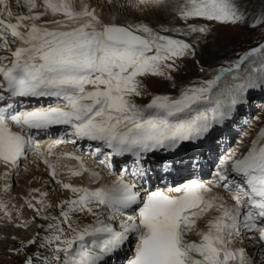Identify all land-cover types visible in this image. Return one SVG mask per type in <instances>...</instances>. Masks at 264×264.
<instances>
[{"label": "snow or ice", "instance_id": "6c2138e0", "mask_svg": "<svg viewBox=\"0 0 264 264\" xmlns=\"http://www.w3.org/2000/svg\"><path fill=\"white\" fill-rule=\"evenodd\" d=\"M16 3L27 6L29 14H16L9 0H0V102H3L0 164L7 169L18 167L26 150L38 149L25 132L54 125L68 126L72 137L99 142L114 155L132 154L140 164L145 154L175 151L184 142L202 139L214 124L221 123L244 102L250 89L264 86L262 44L229 67L220 68L213 79L194 82L196 86L183 89L176 98L154 96L141 107L132 100L142 95L139 77L172 79L168 73L175 70L176 59L194 55L190 44L160 35L143 24H106L86 4L78 10L74 0H42L41 5L36 0H23V3L16 0ZM38 7L43 12H34ZM48 14L63 19L49 21L52 27L37 23ZM178 15L185 21L200 18L237 23L243 19L234 0H185ZM189 31L207 33L208 29L190 25ZM17 41L19 46L13 49L11 45ZM242 65L251 71H242ZM20 97H54L63 105L17 110L15 99ZM261 141L264 130L246 155L239 159L230 155L221 163L223 170L217 175L226 182L225 188L232 185L235 201L232 206L211 194V189L198 180L144 195L137 190L136 183L125 179L95 189L63 183L76 198L63 202L62 220L53 217L56 223L48 225L51 234L43 238L40 247L50 248L51 256L37 254L36 260L39 264H100L105 256L119 251L133 237L134 254L127 264H251L243 249H233L230 245L240 235L241 228L257 231L259 240L264 242V227L258 228L256 223L258 218L264 220ZM60 142L64 141H57ZM100 150L96 148V152ZM52 151L50 147L47 154L51 155ZM49 168L55 178L56 166L49 164ZM167 170L165 167L164 171ZM229 170L241 177L242 182L229 181ZM84 172L93 181L101 178L100 173L87 169L83 162L71 175ZM145 174L143 165L132 172L133 176ZM27 203L33 207L31 201ZM134 205L135 215L122 220L118 230L99 215L92 225L73 227L71 223V215L76 212L96 215L94 206L108 210L111 219L123 216L124 210ZM0 208L11 218L3 202ZM244 208L248 209L246 213H242ZM211 210L219 215L207 222L206 230L199 229L197 221ZM62 224L68 225L70 236ZM190 233L199 237L198 242L187 238ZM35 242L32 239L28 244ZM25 264L34 261L28 258Z\"/></svg>", "mask_w": 264, "mask_h": 264}, {"label": "rangeland", "instance_id": "374dc122", "mask_svg": "<svg viewBox=\"0 0 264 264\" xmlns=\"http://www.w3.org/2000/svg\"><path fill=\"white\" fill-rule=\"evenodd\" d=\"M83 1H88L87 3L92 6V8H95L96 11L100 13V16L101 14H104V4L102 5L100 3L101 1L102 3L107 2L109 10L111 11L112 9H115L116 6L121 7L122 13L118 15V17L123 20L122 24H124V26H135L140 24L147 25L160 35H166L173 39H180L191 45L194 55L189 54L176 59L175 70L168 73L171 75L172 79L169 80L164 77L151 75L139 77L143 85L142 95L132 97V100L141 107L146 106L150 103L151 99L157 95H167L172 98L178 97L183 89L196 86V83L200 81L213 79L217 75L220 68L229 67L234 64L235 61L239 60L245 53L264 44V0H234L239 7V11L243 15V19L237 23H219L217 21H207L200 18L185 21L180 18L178 12L173 15L176 21L172 22V18L168 19L171 16H169L167 10L163 8L164 6L158 7V1L156 0H147L150 3L152 2L153 6L151 10H146L144 7L143 4L145 0H130L127 3H136V8L129 6L127 9L120 6L119 3L121 0H111L112 3L108 2V0ZM115 1L116 3L118 2L117 5L114 3ZM167 1L169 2V0H160L159 3ZM169 4L170 3L165 4V6L168 7ZM181 5H183V2L180 0L177 2L174 9H179ZM154 7L155 9H153ZM40 11L42 10L39 8L34 10V12L39 13ZM105 14L107 15L108 12ZM190 25L196 27H206L208 31L207 33L190 32ZM162 29H172L173 31L165 32L162 31ZM177 29L180 31H175ZM250 71L251 69L247 68V72ZM229 83H232L230 77ZM249 101H251V109L246 110L240 107L238 109V117L240 120L237 123L235 122V124L238 125V128H242L240 131L237 130V132H241L242 135H246H243V139L242 137L235 135L228 136L227 139L230 142V145L236 144L237 139L238 141L239 139L242 140L241 143L238 145L236 144L237 146L234 148L235 152L241 148L244 149H241L240 152H244L245 149L252 146L253 141L258 138L260 133L258 132V129L264 127V99L261 101H255L254 98H251ZM31 162L32 161L29 160L24 163V167H20L21 170L23 168L28 169ZM114 172L115 174H122L117 170ZM19 175V178L15 175L14 180V183L18 186H20L18 182L22 181L25 174L24 172H20ZM23 211L28 213V219L31 225H33L34 231H36L28 234L29 236L26 235L28 237L18 235L16 229H18L17 225L19 224L17 223L15 226L12 225L5 213L0 211V264H25V261L28 258H32L34 264H39V261L36 260L37 254L41 257H50L52 254L50 248L40 247L43 238L50 235V233H47L48 225L44 226L43 224V221L46 220L43 218L44 216L39 215L40 212H37L36 208L34 209L31 207V209H27L25 205L23 207ZM52 215L55 217L52 212L49 218L52 219ZM77 221L78 222L73 220L71 222L73 227H83L86 225L83 224V222L81 224V220ZM67 226V224L62 225L65 229V233L70 236L71 230ZM32 239L36 242L29 245L28 241ZM52 247H55V245Z\"/></svg>", "mask_w": 264, "mask_h": 264}, {"label": "bare ground", "instance_id": "6f19581e", "mask_svg": "<svg viewBox=\"0 0 264 264\" xmlns=\"http://www.w3.org/2000/svg\"><path fill=\"white\" fill-rule=\"evenodd\" d=\"M39 1H42V0H39ZM116 1L114 3L117 5L118 2L116 3ZM128 1L130 0H124V1L121 0L119 4L120 6H123V8L125 9H127L129 6L136 8V3L132 2L131 4H128L127 3ZM156 1H158L157 2L158 7L164 6L163 8L167 10L169 16H171L168 19L172 18L171 19L172 22L176 21L173 15L178 12V9H174V7L176 6L177 2L180 0H169V2L167 1L164 3H161V2L159 3L160 0H156ZM181 1L183 2V4L185 3V0H181ZM36 2L38 3V0H36ZM87 2H84L83 0H74V6L79 10L83 5L86 4L90 9L95 10L96 15L104 23L124 26V24H122L123 20H121L118 17V15L122 13L121 7L116 6V8L112 9L111 11L109 10L108 3L107 2L102 3L101 1L100 3L102 5L104 4L103 13L105 14L106 12H108V14L107 15L101 14L100 16V13L97 12L95 8H92V6H90ZM149 3L150 2L147 0L144 1L143 5L146 8V10H151L153 6L152 2L150 4ZM168 3L170 4L168 7H166L165 4H168ZM39 9L42 10L40 11V13L43 12V8H39ZM153 9H155V7ZM22 10H24L23 12L25 13V15L29 14L27 6L26 7L22 6ZM36 13H39V12H36ZM54 19H63V17L59 15L52 16L51 14H48V15L42 16L41 20L38 21L37 23L48 24L49 21L54 20ZM193 22H199V21H193ZM48 26L52 27L53 25L48 24ZM241 70L247 71L244 65L242 66ZM45 98H48V97H45ZM49 98L51 99V97ZM54 105L61 106V104H57L56 102L54 103ZM41 134L42 133H36L35 135H41ZM71 141L72 140H70V142ZM43 143H41V145L38 146V149L26 150L25 155L29 158L30 161H32L28 169L23 168L24 170L23 169L21 170V168L24 167V163L23 164L20 163V165H18V167L15 168L12 175L4 179L1 174L2 169L0 168V202H3V204L7 206V211L11 213V218H9L8 216L6 217L10 220V222L14 226L17 223L19 224L21 220H25L27 223L26 228L18 227V229H16L17 234L20 236L28 237L29 236L28 234H31L32 232H36L34 231L33 225H31L28 219V216H27L28 213L27 212L25 213L23 211L24 205L26 207L28 206V203H27L28 201H31V203H33V206H35L36 209H40L39 215L48 217V219L43 221L44 226H47L50 223H56L55 220H52L51 218H49L52 212L56 218L62 220V217L60 216V213L62 211L61 205L65 201H69V200L76 198L74 193H72L69 189H65L62 186L63 183H68L75 187H88L90 189H95L101 186H111L113 182L116 181L117 179L130 180L133 183H136V185L138 184V182H142L140 180H137L136 178H133L129 172L124 173L120 171L122 173L121 175L115 174L114 172L115 170L113 171L111 168V161H112L111 158L116 157L117 155L108 156V162H104L105 165H102L103 168H101L99 167L95 159H92V158L98 157V153L96 155L91 154L92 158L89 159V158L83 157L84 153H81L80 150L76 149L75 146L71 148L68 146L67 147L65 146L63 148H58L55 144H52V146H50L51 144H49L50 143L49 139H46L45 143L44 144ZM261 143H264V141H261ZM33 144L35 143L33 142ZM50 147H52L53 151L51 155H48L47 153ZM96 148L97 146L94 148L95 149L94 152H96ZM40 153H43L44 155H40ZM70 157H76L78 159H71ZM46 159L48 163H45ZM80 162H83L84 166L87 169L100 173L101 178L98 181H93L88 172H84L82 175H79V176L71 175L72 170L78 169ZM49 164H53L56 166L55 178H53L51 174L52 169L49 168ZM20 172L21 173L24 172L25 175L24 177L22 176L23 177L22 181L18 182L20 184V186H18L17 184L14 183V180H15V175L19 178ZM57 181H60L62 183H58ZM6 187H7V191L4 190ZM208 187L211 188V186L209 185ZM212 194L221 197L223 201H225L228 204V206H232L235 203V201L232 199L233 194L227 195L221 192L220 190L219 191L214 190ZM37 201H43V204H38ZM23 202H24V205H23ZM64 209L66 210V205L64 206ZM0 211H3V213H5V210L2 208H0ZM105 211L106 210L103 208H96L94 206V212L96 213V215H93L87 212H80V214L73 213L72 215L74 216L71 215V222L73 220H76V222H78L77 220H81V224L83 222V224L92 225L96 221V216L99 215L103 221L105 220L106 223L113 224L114 227L116 226L117 227L116 229L118 230L120 222L122 220L126 219L128 215H135V211H132L131 208H129V209L124 210L123 216L116 215L114 218L110 219V216L112 215H108V213L110 212L106 213ZM247 211H248L247 208L242 209V213H246ZM216 215H219V213L216 212L215 210L209 211L206 215H204L202 219L197 221V227L201 230H206L207 222ZM34 218H35V215H34ZM241 220H243V215L241 217ZM240 231H242V233L240 232V235L233 239V242L230 245V247L233 249H243L246 259L250 261L251 264H264V243H261L258 237L256 239V235L258 236V234H256L255 232L254 234H247V231L243 228H241ZM47 233H50V231H47ZM187 238L189 240L197 241V242L199 240V237L196 236L195 233H190ZM134 243H135L134 238L130 237L128 242L123 246V248H121L119 251L115 253L122 252L121 250H125L126 248L127 250H129V253L131 252V254L129 253L128 254L132 255L134 253ZM115 253H113V255L110 257L109 260L108 259L106 260L104 257L101 260L100 264H106L108 263V261L110 262V264H113V261L115 262V264H118V261H119L118 254L116 255V257H113Z\"/></svg>", "mask_w": 264, "mask_h": 264}]
</instances>
